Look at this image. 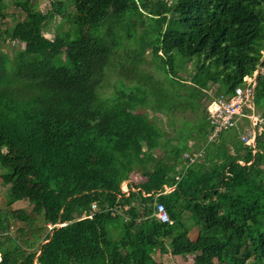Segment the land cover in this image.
Here are the masks:
<instances>
[{
    "label": "trees",
    "instance_id": "obj_1",
    "mask_svg": "<svg viewBox=\"0 0 264 264\" xmlns=\"http://www.w3.org/2000/svg\"><path fill=\"white\" fill-rule=\"evenodd\" d=\"M9 6L23 19L12 14L6 24ZM53 19L49 39L42 30ZM7 41L20 45L11 56L1 47ZM121 47L129 53L118 67ZM146 53L162 78L145 68ZM187 64L190 80L178 79ZM258 67L264 0H52L46 13L33 0H0V187L8 208H31L14 233L10 211L0 208V264H164L159 255L264 264V136L253 155L236 129L207 142L203 115L173 119L229 96ZM113 68L120 80L105 96ZM253 101L264 116V74ZM145 109L163 114L174 132ZM194 139L201 144L191 150ZM192 151L203 156L183 170L182 155ZM132 172L139 190L126 197L120 186ZM162 186L174 187L170 198ZM156 202L170 223L152 216ZM37 218L51 228L33 250Z\"/></svg>",
    "mask_w": 264,
    "mask_h": 264
},
{
    "label": "rangeland",
    "instance_id": "obj_2",
    "mask_svg": "<svg viewBox=\"0 0 264 264\" xmlns=\"http://www.w3.org/2000/svg\"><path fill=\"white\" fill-rule=\"evenodd\" d=\"M51 1L52 0H33V2H37L38 4V7H39V10L42 12V13H46L48 12L49 10H51ZM59 1H64V0H59ZM20 13V10L18 8H15L13 6H9L6 10H5V13H4V17H3V21L6 23V24H9L11 25L12 24V14L16 15V14H19ZM21 15V18L23 19L24 17V14L23 13H20ZM56 20L58 21V17L56 18ZM46 24H49L47 26L44 27V29L42 30L43 32V35L46 37V38H49V39H52L53 38V35H54V31H53V25L56 24L54 19L51 20L50 22H47ZM19 43H15V42H10V41H7L5 43L2 44V49L3 51L7 52L10 56L12 55L13 51L17 48H19ZM125 53H129L128 49H125L124 47H121L120 49H117L115 51V57H114V63L119 67V62L122 60V58L124 57ZM152 61V58H151V55L150 53H146L145 55V68L149 71V73L155 77H159V78H162L163 74L162 73H156L153 71V67L154 65L153 64H150V62ZM112 71H108L107 72V84H106V88H105V96H110L113 91H114V87L118 84V81L120 80L119 78V74H118V69L117 68H113L111 69ZM193 69L191 68V65L187 64V65H183L181 67H178V73L176 71V74H177V77L178 79H181V80H190L189 79V76L191 74H193ZM128 82V81H126ZM209 95H213V92H215L216 90V87L214 85H210L209 87ZM207 99L204 100L203 102L201 101V104L202 106L199 108V109H196V111L194 113H192L190 110L189 111H186V112H183V113H180V112H176L175 113V117L173 118L175 121H177L176 123L178 124V122L180 124H184L185 122L186 123H191V121L194 122L195 118H198L200 115H203L205 117V109L204 107L206 106L207 104ZM183 107L181 106L180 108H178V110L182 109ZM204 110V111H203ZM177 111V110H176ZM259 112L263 111V110H258ZM140 112H145L148 117L151 119V120H155L158 125L163 129V131H165L166 133L170 134L172 132H174V129L175 127L171 125V123H168L169 121H167L166 117L163 116V114L159 113V112H153L151 109H145V110H141ZM185 123V124H186ZM239 133V136H241L243 133H241V131H238V130H235ZM196 143H200V140L199 139H194L192 141H189L188 143V146L191 148L194 147V145ZM156 156L157 157H163V154L162 152H156ZM193 165V164H192ZM135 172H132L130 174H128V180L126 181H123L121 183V186L120 188L122 189L123 187V190L125 191L127 187H124L123 184L126 183L127 181L132 180V182L135 183V181L138 180V174H134ZM134 189L133 190H139V188L137 187H133ZM163 188V192L160 194V195H163L165 196L166 198H170L171 196L167 193H165V186H162ZM133 190H129L128 193H125L124 195L126 197L129 196V193L130 191H133ZM150 195V194H149ZM148 196V195H147ZM7 203V197H6V188L5 187H0V208L2 209H5L7 208L8 211H10V214L12 216V223H11V229H10V232L11 233H14L16 232V230H18L19 227H22L24 225V223H22L21 221L18 220V217L20 215V213L22 211L26 212L27 214L30 213V205L25 202V201H20V202H16L14 204H12L9 208L7 207L6 205ZM184 217V216H183ZM186 217V216H185ZM185 217H184V221L186 222V224L190 225L189 224V220H185ZM33 232L34 234L29 238V244L31 246V248L33 250H36L37 249V245L40 241V239L42 238V235H40L41 233H44L46 230H48L49 228H51L50 225H42V221L40 218H37L35 224L33 225ZM197 232H198V228L195 227L192 229V231L189 233V238L190 240H195L196 238V235H197ZM111 235H112V238L114 240H116L119 235L118 234H114L111 230ZM23 236H21L22 238ZM157 261H161L163 262L164 264H191L193 262V258L190 256V257H183V256H180L178 259H175L169 255H164V256H160L157 257ZM214 264H217V263H214ZM248 264H254L252 261H250Z\"/></svg>",
    "mask_w": 264,
    "mask_h": 264
},
{
    "label": "built area",
    "instance_id": "obj_3",
    "mask_svg": "<svg viewBox=\"0 0 264 264\" xmlns=\"http://www.w3.org/2000/svg\"><path fill=\"white\" fill-rule=\"evenodd\" d=\"M260 73L264 74V68L258 67L251 78L244 77V85L234 88L229 96L213 98L206 105L207 142L215 140L222 131L236 129L243 133L240 136L242 143L252 148L253 155L256 153V139L264 136V116L255 108L253 101L256 76ZM202 156V151L184 153L179 166L186 170L190 165L198 162ZM239 163L243 165L242 162ZM123 186L127 187L125 191L122 187L121 192L123 194L134 189L130 181L124 183ZM164 190L165 193L170 194L174 187L165 186ZM152 216L161 223H170L168 213L162 203H155Z\"/></svg>",
    "mask_w": 264,
    "mask_h": 264
},
{
    "label": "clouds",
    "instance_id": "obj_4",
    "mask_svg": "<svg viewBox=\"0 0 264 264\" xmlns=\"http://www.w3.org/2000/svg\"><path fill=\"white\" fill-rule=\"evenodd\" d=\"M60 226V225H59ZM188 257H190V256H188Z\"/></svg>",
    "mask_w": 264,
    "mask_h": 264
}]
</instances>
